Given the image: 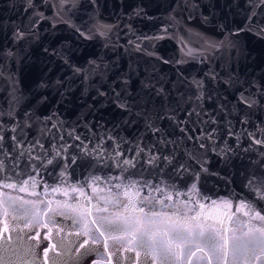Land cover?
Returning <instances> with one entry per match:
<instances>
[{
	"label": "water",
	"instance_id": "1",
	"mask_svg": "<svg viewBox=\"0 0 264 264\" xmlns=\"http://www.w3.org/2000/svg\"><path fill=\"white\" fill-rule=\"evenodd\" d=\"M253 4L254 0H0V135L4 136L0 183H15L16 189L23 186L27 193L85 202L70 186L85 185L93 176H124V183L147 180L153 185L162 180L187 192L191 172L178 177L167 164L157 169L145 161L159 153L162 157L174 154L176 162L193 163L189 156L194 155L208 161V171L201 172L198 181L202 215L227 224V216L236 213L238 203L255 198L248 179L264 180V146L252 143V134L264 139V38L254 34L256 26L264 25V5ZM138 9H142L139 16L135 15ZM58 12L67 23L61 22ZM40 13L45 18L33 30L35 35L14 40V30L28 33ZM250 15L253 31L246 30ZM98 26L111 30L101 36L94 31ZM77 27L85 34L92 30V38L85 39ZM242 28L245 31L234 35ZM53 49L62 50L83 73L74 74L64 60L51 55ZM211 73L216 74V81L209 80ZM121 77L130 78L131 91L138 96L144 95L142 85L149 81L163 88L166 95L153 96L148 105V124L153 127H148L145 118L122 112L111 96L97 95L98 89L108 90ZM57 80L64 86H55ZM42 81L53 83L41 88ZM198 81L205 86L200 100ZM241 91L253 95V107L239 102ZM13 95L23 97L16 105L21 126L26 109L37 112L44 122L36 120L21 131L7 115ZM193 109L199 115L189 116ZM13 127H17L15 133ZM156 127L161 131L154 134ZM212 129L216 131L209 141ZM13 135L22 147L11 139ZM137 144L144 148L137 166L126 171L115 167L116 153L124 151L131 158ZM229 147L233 151L226 162L223 150ZM57 150L68 159H58ZM49 159L54 163L47 164ZM194 171H199L198 164ZM53 188L61 190L53 192ZM84 190L93 195L94 203L97 195H107ZM229 200L231 208L219 203ZM257 209L264 214V201ZM246 210L234 215L232 224L248 222L249 217L243 215ZM261 260L264 264V257Z\"/></svg>",
	"mask_w": 264,
	"mask_h": 264
},
{
	"label": "snow or ice",
	"instance_id": "2",
	"mask_svg": "<svg viewBox=\"0 0 264 264\" xmlns=\"http://www.w3.org/2000/svg\"><path fill=\"white\" fill-rule=\"evenodd\" d=\"M69 2L70 0H62V3ZM94 2L95 0H93V3ZM257 5H264V0H254L253 7ZM141 14L142 9L135 11V15L139 16ZM57 16L60 17L61 22L67 23V21L63 20L59 12ZM44 18L43 13H40V15L34 19L28 33L19 29L14 30V40L22 41L29 34L35 35L33 30L36 28L39 20ZM252 21L253 17L250 15L246 30L253 31L254 24ZM110 30L108 26H98L94 31L95 34L105 36ZM76 31L85 39H91L94 34L92 30H90L88 34H85L81 32L78 27ZM242 31H245V29L236 30L234 35H239ZM254 34L264 38V25L256 26ZM210 47L215 48L217 45L211 44ZM136 48L140 50L138 44ZM44 52L48 53L49 49L45 48ZM51 55L59 56L64 60L65 64L72 69L74 74L80 75L83 73L84 70L82 68L69 63L68 57L62 50L53 49ZM163 62L167 63L168 61ZM89 63L91 67H96L94 61H90ZM82 78L87 77L84 76ZM231 79L232 77H230V80ZM209 80L216 81V74L211 73L209 75ZM235 82L239 83L238 78H236ZM52 83L53 82L42 81L39 87L47 88L51 86ZM247 83L251 84L250 81ZM54 84L57 87L64 86V82L60 80L55 81ZM261 86L264 87V84ZM196 87L199 90L197 99H203L205 87L203 81H198ZM117 88H120V90L118 91ZM142 89L144 90L143 96L135 95L131 91L130 78L121 77L117 83L108 90L101 91L98 89L97 95L105 98L111 96V102L115 104L118 109L132 116L145 118L146 124H148V121L151 120V116L148 114V105L152 103V97L166 95V93H164L163 88H157L151 81L144 83ZM22 99V96L17 97L13 95L12 99L9 101L10 110L7 113L9 119H11L17 127H20L21 131L30 128L32 126L31 122L41 120L43 123L45 120V118L39 116L37 112L26 109L22 113L23 123L21 126V122L16 118V105H18ZM41 99H46V97H42ZM238 100L249 108L253 107L255 104V99L250 92L245 94L244 91H241ZM135 109H140V111L136 112ZM193 114L199 115L195 109L188 112L189 116ZM158 118H163V116H159ZM47 119L51 118L49 117ZM213 123H215V121H213ZM0 127H3L2 122H0ZM17 127H13L11 131L15 133ZM148 127H153V124H148ZM160 131L161 130L156 127L154 134ZM215 131V129H212L207 134V140H213ZM229 135H232V133L229 132ZM75 138L77 140L80 139L79 136ZM11 139L17 142L18 147L23 146L15 135H13ZM61 139H63V137H61ZM3 140L4 136L0 135V141ZM252 143L264 146V139L256 138L255 135L252 134ZM199 147L204 149L206 145L201 143ZM63 150L66 151V149ZM148 151L152 153L151 149ZM232 151L231 147L223 150V158L226 162L230 159V153ZM143 153L144 148L139 144H137L135 155L131 158H126L124 151H118L116 153L117 162L115 163V167L122 168L123 171L129 168H135L137 163L143 158ZM56 157L58 159H68L61 155V150H57ZM189 160L193 163L176 162L177 157L174 154L162 157L159 153H152L145 161V163L155 166L157 169L162 167L163 164H167L178 177L191 172L192 183L187 192H180L175 189L174 185L165 184L162 180L156 185H153L147 180L143 182L139 180H128L127 183H124L123 181L127 179L124 176H110L107 179L101 176H93L90 182L85 185L79 187L74 185L70 186L71 192L76 193L77 196L85 197L91 205V208L95 209L96 213H107L108 205L122 207V211L115 213L111 217L102 215L99 218L100 222L106 225L107 232L112 233V235L109 236L106 235L104 231H100L99 226L96 228V231L99 232L100 238L104 239L105 249L108 247V239L122 241L123 243L120 244L117 251L121 254L125 252H134L136 256L134 264H139V257L141 255L140 250L144 251L146 258L150 260L152 264H193L194 258L197 264L201 261L206 262V264H213L214 259L217 264H258L261 257H264V214H261V210L257 209V204L260 201H264V180L257 182L255 179H248L247 186L253 191L255 198L254 200L238 203L236 213L227 216V224H225L224 221L209 224L208 217L202 215L204 204L201 203V200L203 197L200 196L198 188L200 173L208 171L206 167L208 161L194 155L189 156ZM70 162L75 164V158H72ZM53 163V159L47 161V164ZM194 164L199 165V171H194ZM0 179L4 178L0 177ZM113 180L121 182L113 184ZM27 183L28 181H24V184ZM101 185H103V187H101ZM16 188L17 185L15 183H0V189ZM85 188L91 189L93 194L106 192L107 195H97L95 197L96 203L92 204L93 195L85 192ZM114 189L116 191H114ZM19 190L24 191V187L21 186ZM60 190V188L52 189L53 192ZM145 190H147L146 195L144 194ZM64 194H68L67 190L64 191ZM180 197H188V199L181 200L179 199ZM193 197H195V199ZM174 200L178 201L175 205L166 203V201ZM210 203L211 205H217V201H211ZM219 203L231 208L230 200L220 201ZM192 205H195V207H192ZM181 208L185 209L183 213L180 211ZM169 209H171V211H169ZM241 209H247L243 212V215L249 217V220L246 222V230H243L241 235H237V232H240L241 229L232 227L233 216L239 213ZM28 211V209H25L24 214L27 215ZM190 212L192 215L188 214ZM87 214L90 215L91 211L89 210ZM83 217L84 214H82L80 225L83 229V235L87 236L89 235L88 223L84 222ZM13 219H15V217H13ZM253 221H259L260 223H252ZM91 223L97 224V221L91 220ZM25 227H30V223H26ZM8 232L9 229L5 224L3 229L0 230V239L11 240V235H4ZM228 233H231V235H226ZM80 234L79 232L77 233V235ZM35 238L39 239V233L36 234ZM45 239H48L47 235ZM92 242L95 244L97 240H93ZM87 243L88 241L85 240L80 247H85ZM54 248L55 245H52L50 248L44 250L45 260L48 258L49 251H52ZM197 253H203V255L197 256ZM112 255V252H107V264H112ZM0 264H4V261L0 260ZM94 264H102V262L101 260H96Z\"/></svg>",
	"mask_w": 264,
	"mask_h": 264
},
{
	"label": "flooded vegetation",
	"instance_id": "3",
	"mask_svg": "<svg viewBox=\"0 0 264 264\" xmlns=\"http://www.w3.org/2000/svg\"><path fill=\"white\" fill-rule=\"evenodd\" d=\"M25 209L29 210L27 215L24 214ZM89 210L90 215L87 214ZM120 211L122 208L108 207L107 213H96L87 201H68L48 194H29L16 189H0V230L6 224L9 232L4 235H11V240L0 239V260H3L4 264H94L96 260L107 264V252L110 251L113 253L112 264H134L136 260L134 252L121 254L117 251L122 241L108 239V247L105 249V241L96 231L99 226L100 231L112 235L107 232L106 225H103L99 218L102 215L111 217ZM82 214H84V222L88 223L87 236L83 235L80 225ZM91 220H96L97 224H92ZM26 223H30V227H25ZM208 223L215 222L208 218ZM43 226L47 229H43ZM232 227L241 229L237 232V235H241L242 231L246 230V222L232 224ZM78 232L81 234L77 235ZM37 233L39 239L35 238ZM46 235L48 239H45ZM226 235L230 236L231 233ZM85 240L88 243L81 248L80 245ZM93 240L97 242L94 244ZM52 245H55V248L49 251L45 260L44 250ZM140 251L139 264H152L146 258L144 251ZM200 255L203 253H197V256ZM262 263L260 259L258 264ZM193 264H197L195 258ZM199 264L206 262L201 261ZM213 264H217L215 259Z\"/></svg>",
	"mask_w": 264,
	"mask_h": 264
},
{
	"label": "rangeland",
	"instance_id": "4",
	"mask_svg": "<svg viewBox=\"0 0 264 264\" xmlns=\"http://www.w3.org/2000/svg\"><path fill=\"white\" fill-rule=\"evenodd\" d=\"M37 223H38V225H39V222H37ZM37 223H32V225H35V224L37 225ZM38 227H39V226H38ZM38 227H37V228H38ZM42 228H43V229H47V228H45L44 226H43Z\"/></svg>",
	"mask_w": 264,
	"mask_h": 264
}]
</instances>
